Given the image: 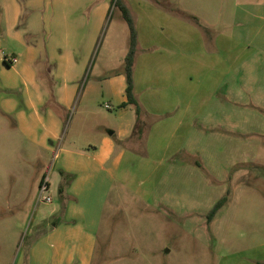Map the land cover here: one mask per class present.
<instances>
[{"label": "rangeland", "instance_id": "obj_1", "mask_svg": "<svg viewBox=\"0 0 264 264\" xmlns=\"http://www.w3.org/2000/svg\"><path fill=\"white\" fill-rule=\"evenodd\" d=\"M124 2L138 30L141 121L135 129L136 106L120 107L117 86L97 84L89 123L105 132L133 127L119 143L127 152L93 264H264V0ZM108 5L83 87L99 75L126 85L130 30L122 10ZM84 104L71 109L61 140L78 131ZM11 144L19 157L0 161V233L23 242L53 153L16 147L6 136L0 152L10 154Z\"/></svg>", "mask_w": 264, "mask_h": 264}, {"label": "crops", "instance_id": "obj_2", "mask_svg": "<svg viewBox=\"0 0 264 264\" xmlns=\"http://www.w3.org/2000/svg\"><path fill=\"white\" fill-rule=\"evenodd\" d=\"M22 1L25 8L20 0H3L0 17V145L6 136L16 147L53 153L44 174L53 201L40 202L39 191L23 242L18 234L0 233V264H93L106 201L127 152L119 143L133 127L128 122L119 132H105L89 123L97 84H114L118 104L127 101V81L99 75L83 87L81 80L108 0ZM83 100L78 131L61 140L71 109ZM10 147L0 161L19 157Z\"/></svg>", "mask_w": 264, "mask_h": 264}, {"label": "trees", "instance_id": "obj_3", "mask_svg": "<svg viewBox=\"0 0 264 264\" xmlns=\"http://www.w3.org/2000/svg\"><path fill=\"white\" fill-rule=\"evenodd\" d=\"M112 1L115 3V6L119 7L122 10L123 17L125 18L129 26V30H130V48L126 56V81H127L126 97H127V101L122 103L120 107L125 108L128 105L136 106V111L138 114V121L136 125L137 127H135L136 129L139 127V124L141 121L140 120L141 109L138 104L137 98L135 96V82H134V67H135V59H136V53H137V47H138V31H137L136 23L131 13V10L128 7V5L124 2V0H112ZM45 177L46 176H44V178ZM61 191H62V188H61ZM227 200L228 198L224 197L215 204V206L212 208V210L210 211L207 217L209 223L214 219L218 211L224 206Z\"/></svg>", "mask_w": 264, "mask_h": 264}, {"label": "built area", "instance_id": "obj_4", "mask_svg": "<svg viewBox=\"0 0 264 264\" xmlns=\"http://www.w3.org/2000/svg\"><path fill=\"white\" fill-rule=\"evenodd\" d=\"M11 60L12 63H17L18 62V58L17 57H10L9 58ZM105 108L106 109H109L111 110L112 109V106L110 104H107L105 105ZM50 185H49V179L48 177H45L43 179V181H41V186H40V198H39V201L40 202H43V203H46V204H51L53 199L52 197L49 195V189Z\"/></svg>", "mask_w": 264, "mask_h": 264}, {"label": "water", "instance_id": "obj_5", "mask_svg": "<svg viewBox=\"0 0 264 264\" xmlns=\"http://www.w3.org/2000/svg\"><path fill=\"white\" fill-rule=\"evenodd\" d=\"M113 132H110V134H112Z\"/></svg>", "mask_w": 264, "mask_h": 264}]
</instances>
